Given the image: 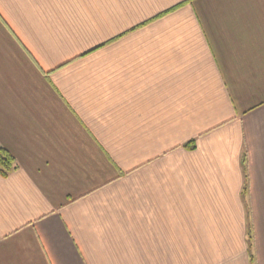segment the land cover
<instances>
[{
	"label": "crops",
	"instance_id": "1",
	"mask_svg": "<svg viewBox=\"0 0 264 264\" xmlns=\"http://www.w3.org/2000/svg\"><path fill=\"white\" fill-rule=\"evenodd\" d=\"M0 146V264H264V0H0Z\"/></svg>",
	"mask_w": 264,
	"mask_h": 264
},
{
	"label": "trees",
	"instance_id": "2",
	"mask_svg": "<svg viewBox=\"0 0 264 264\" xmlns=\"http://www.w3.org/2000/svg\"><path fill=\"white\" fill-rule=\"evenodd\" d=\"M194 142L192 141L188 144V147H194ZM242 165L244 168V187H243V195L246 197L249 191V175L247 171V154L244 153L242 157ZM18 168V164L16 162L15 157L4 147L0 146V174L2 177H8L13 171ZM247 243H248V253L250 264H256L255 252H254V235H253V227L248 221V231H247Z\"/></svg>",
	"mask_w": 264,
	"mask_h": 264
},
{
	"label": "rangeland",
	"instance_id": "3",
	"mask_svg": "<svg viewBox=\"0 0 264 264\" xmlns=\"http://www.w3.org/2000/svg\"><path fill=\"white\" fill-rule=\"evenodd\" d=\"M253 227V226H252ZM253 235H254V252H255V233H254V229H253ZM256 253V252H255ZM255 258H256V264H257V257H256V254H255Z\"/></svg>",
	"mask_w": 264,
	"mask_h": 264
}]
</instances>
